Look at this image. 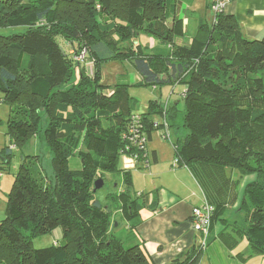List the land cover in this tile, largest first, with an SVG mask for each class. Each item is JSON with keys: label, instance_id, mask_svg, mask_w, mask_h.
Instances as JSON below:
<instances>
[{"label": "trees", "instance_id": "obj_1", "mask_svg": "<svg viewBox=\"0 0 264 264\" xmlns=\"http://www.w3.org/2000/svg\"><path fill=\"white\" fill-rule=\"evenodd\" d=\"M18 26L21 32L0 34V102L10 106L0 173L14 178L0 221V264H152L142 245L125 246L110 230L115 214L132 230L144 206L130 191V171L118 168L127 153L122 133L138 114L149 140L153 131L163 132L154 123L171 122L178 111L155 100L134 113L130 84L106 91L100 83L105 62L130 65L140 76L131 85L184 87L187 134L172 145L210 191L209 232L219 224L223 241L233 246L245 238L252 254L264 256V37L245 39L233 15L219 13L211 26L199 21L189 44H178L184 24L175 0H0V29ZM140 34L165 49L134 45ZM58 38L68 43L67 53ZM82 50L85 62L77 63ZM234 61L243 65L240 72L231 70ZM37 135L51 152L53 183L37 176L39 156L21 162L22 146ZM72 157L79 168L69 166ZM230 171L255 176L236 210L245 217L233 221L224 217L238 199L239 179ZM104 174L121 176L124 189L97 208L93 182ZM57 227L60 241L33 248L32 237ZM203 249L198 244L169 264H197Z\"/></svg>", "mask_w": 264, "mask_h": 264}, {"label": "crops", "instance_id": "obj_2", "mask_svg": "<svg viewBox=\"0 0 264 264\" xmlns=\"http://www.w3.org/2000/svg\"><path fill=\"white\" fill-rule=\"evenodd\" d=\"M183 2L187 4L186 8H182ZM175 3L176 15L182 18L184 24V35L176 42L187 45L196 31L199 21L203 20L202 13L200 15L197 10L201 0H175ZM209 5V0H205V8L211 11L213 23L214 14ZM225 13L233 15L245 39L260 40L264 37V0H230L226 5ZM205 21L208 23L207 20ZM143 37L145 38L140 42L141 36L138 35L134 45L140 44L153 50L165 49V46L161 45L158 40L146 35ZM175 89L173 87L171 91ZM184 90L182 87L181 99ZM167 101L159 102L168 107L177 105V101L173 104H169ZM173 120L169 122V126ZM159 134L161 135L159 131H153L147 143L149 167L144 169L134 165L133 169L140 175V182L138 183L135 175L131 174L130 189L133 188L134 193L132 194L135 196L143 195L140 196V199L143 200L144 206L139 211L137 225L132 230L129 228L130 223L124 219L127 235H121V238L123 241L128 238V242L142 245L152 264H169L177 257L182 260L194 246L198 247L201 236L193 229L191 209L201 206L204 201H207L210 191L202 185L196 173L182 162L173 166L174 151L172 149L169 152L168 147H165L166 143L158 142L159 140L158 144L155 142L154 136L160 137ZM76 159L72 157L69 160L71 168L80 167V161ZM3 174L5 173H0V177ZM114 182V192L124 189L123 186L120 187L119 181ZM5 208L6 196L5 198L0 197V221L4 219ZM232 218L237 219V217ZM116 226L115 224L114 227ZM213 227L214 231L209 232L208 244L201 252L197 264H264V256L252 254L245 238H242L241 244L232 246L229 242L223 241L219 235L217 236L221 229L220 225L217 224Z\"/></svg>", "mask_w": 264, "mask_h": 264}, {"label": "rangeland", "instance_id": "obj_3", "mask_svg": "<svg viewBox=\"0 0 264 264\" xmlns=\"http://www.w3.org/2000/svg\"><path fill=\"white\" fill-rule=\"evenodd\" d=\"M187 4L185 2L182 3V8H186ZM197 10L200 12V15L202 13V18L203 20H207V24L209 26L212 25V14L211 11L209 9L205 8V0H201V4L199 3V6L197 8ZM214 14V20L215 21V16L217 14ZM182 15V13H181ZM206 18V19H205ZM206 22V21H205ZM23 30V27L18 26V27H11V28H1L0 29V34L2 35H10V34H15L18 32H21ZM141 38L139 39V41L141 42L142 39H144L145 34H140ZM148 37V36H147ZM58 43L60 44V46L63 48V50L67 53L69 51V45L68 43H65L64 41L62 42L60 40V38L57 39ZM136 41H138V39H136ZM221 48H217V51H220ZM80 53V52H79ZM79 53H77L75 56H78ZM75 60V58H74ZM77 62V60H75ZM79 63V62H77ZM93 67V65L91 66V68ZM243 65L238 64L232 62V66H231V70L233 69V72H240V70H242ZM90 69V68H87ZM246 69V68H245ZM89 71V70H88ZM89 73V72H87ZM101 81L100 83L102 85L107 86L105 89L106 91L111 90L114 85L116 83H120V82H125L130 84L128 86V91L130 96L133 98V104L134 107L132 105V109L134 113H139V112H144L147 109V106L149 104V101H155V100H159L163 103H165L167 100V102H169V104H173L177 101V116L174 118L173 122L171 123V126H169V122L166 121L167 126H168V132L169 134V138H163L162 137V132L159 131L161 133V135L159 134V136H154L155 138V142H163L166 143L165 147L167 148V150L169 152L172 151L173 146L172 143L177 142L179 139H182L186 134L187 131L185 129V127H183V109H184V104L182 99L180 98L181 95V90L182 87L179 84H176L174 86L172 85H163V86H158V87H153V86H142V85H131L132 83L138 82L137 78L140 77L139 74L132 68L131 66H129L128 64H123L120 62H105L102 64L101 66ZM234 74V73H233ZM239 74V73H238ZM236 73V76L238 75ZM261 76L264 77V68L262 73H260ZM234 76V75H233ZM235 76V77H236ZM137 77V78H136ZM231 77L229 79V81H234V79L236 78ZM140 79V78H139ZM175 87L176 89L171 91V89ZM185 91V90H184ZM2 93H0V98H2ZM259 106L263 107V104L258 103ZM163 107H166L165 104L162 105ZM9 110H10V106L8 105V103L6 102H0V149L1 147H3L4 142H5V138H4V134L7 131L8 125H7V121H8V117H9ZM159 115H157L155 117V119H158ZM46 125V121L44 119H42L41 122V128ZM41 135V134H40ZM37 135L33 138H29L25 144L22 146L21 148V155L24 156L22 157V161L23 163L28 162V161H36L38 162V160H35L33 156H39V174H37V176H41L43 177L44 182L48 183L47 181L49 180L51 183L54 182V176H53V169H52V165H51V152L47 146V144L45 143V141L43 140V138ZM163 138V140H162ZM157 142V144H158ZM174 151V149H173ZM77 158V157H75ZM79 158H77L76 160L78 161ZM20 160V158H19ZM80 161V160H79ZM180 163V161L178 162ZM133 165V166H132ZM118 168L121 169H126V170H130L132 175H135L134 177L136 178L137 182H140L139 179V174H137V172L133 169L134 168V162L131 158V156L127 153H123L120 155V158L118 160ZM230 173L232 174V177L234 179H239V184L237 185L236 191L238 194V199L236 201L235 204L230 205V207H228L226 209V213L224 215V217H226L229 221H233L235 220L232 217H237V219L239 217H245V212L244 211H236L237 208L239 207V203H240V197L241 194L246 186V184H248L249 182L253 181L255 179L254 175H239V172L237 171H230ZM36 174V172H33V175ZM104 185L97 190V192L95 193V198L96 200L99 202H101V204H106V197L108 194L112 193L115 191L114 188V181H119V185L120 187L123 186V183L120 181L121 176H116V175H112V174H104ZM13 176L9 173H5L2 175V177H0V197L5 198V196H7V194L10 192L11 186H12V182H13ZM119 187V186H117ZM124 187V186H123ZM117 189V188H116ZM132 193H134L133 188L130 189ZM115 223L117 226L114 227V225H112V227L110 228L111 231H113L114 234L118 235V236H123V235H127V228L125 229V221H124V217L119 216V214H115ZM120 224V225H118ZM229 224H232L231 222ZM120 232V233H119ZM61 228L57 227L54 230H52L50 233L41 235V236H36V237H32V246L33 248L39 249V248H45L48 247L50 245H52L54 243V241L61 240ZM201 236V235H200ZM130 237V236H128ZM242 238L238 239L237 244H241L242 242ZM243 243H245L243 241ZM124 244L125 246L130 245L131 243L128 242V238L124 240ZM246 244V243H245Z\"/></svg>", "mask_w": 264, "mask_h": 264}, {"label": "built area", "instance_id": "obj_4", "mask_svg": "<svg viewBox=\"0 0 264 264\" xmlns=\"http://www.w3.org/2000/svg\"><path fill=\"white\" fill-rule=\"evenodd\" d=\"M230 0H209L210 9L215 13H225L226 5ZM77 62H85V50L80 51L78 56L74 55ZM89 72H91L92 63H86ZM154 126H162L163 138H169L168 126L165 119L161 122H155ZM144 125L140 119V115L133 114L130 118L127 129L122 133V138L125 141L124 151L129 154L134 162L135 167L148 168L150 165L149 152H148V138L144 130ZM174 148V147H173ZM179 159L177 157L173 160V166L178 164ZM213 207L207 201L201 206H195L191 209V223L193 229L201 235V241L199 243L200 248H204L206 245V239L209 234L210 220Z\"/></svg>", "mask_w": 264, "mask_h": 264}, {"label": "water", "instance_id": "obj_5", "mask_svg": "<svg viewBox=\"0 0 264 264\" xmlns=\"http://www.w3.org/2000/svg\"><path fill=\"white\" fill-rule=\"evenodd\" d=\"M103 185H104V180L102 178H98V179L94 180V182H93V192H95L98 189H100ZM93 204L97 208L100 207V203L98 201H95Z\"/></svg>", "mask_w": 264, "mask_h": 264}]
</instances>
